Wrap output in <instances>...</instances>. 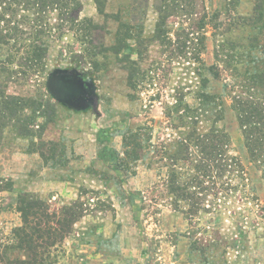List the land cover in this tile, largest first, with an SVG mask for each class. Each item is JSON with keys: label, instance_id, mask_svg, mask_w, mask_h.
I'll return each instance as SVG.
<instances>
[{"label": "rangeland", "instance_id": "obj_1", "mask_svg": "<svg viewBox=\"0 0 264 264\" xmlns=\"http://www.w3.org/2000/svg\"><path fill=\"white\" fill-rule=\"evenodd\" d=\"M79 1L99 27L52 28L42 62L24 50L38 38L30 11L15 15L25 48L0 43V95L28 98L0 139L1 248L25 258L12 234L26 193L50 224L69 206L78 216L45 264H264V166L238 111L264 102V0H105L106 14ZM56 69L82 83L80 107L49 92ZM211 130L227 134L239 171L207 176L199 155L179 159L190 134Z\"/></svg>", "mask_w": 264, "mask_h": 264}, {"label": "trees", "instance_id": "obj_2", "mask_svg": "<svg viewBox=\"0 0 264 264\" xmlns=\"http://www.w3.org/2000/svg\"><path fill=\"white\" fill-rule=\"evenodd\" d=\"M95 2L98 12L106 14V1L95 0ZM194 5L198 6L196 3ZM17 7L30 11L34 15L32 19L33 25L30 26V29L36 32L38 38L36 37L37 39L34 40L28 49L22 48L21 45L18 46L17 38H15V35L19 36L28 33L27 28H24L20 24L21 22L19 23L15 19ZM82 9V3L79 0H0V22H15V25L9 28L0 26V43L7 45L10 42L7 40V37L10 40L14 39L15 52L24 49L29 54V61H32L34 64L40 63L43 59L45 60L48 52V47L42 41V36L51 32L52 28L59 29L63 33L64 29H70L75 24H84L86 22L90 27H99L90 18H80L79 13ZM158 10L162 11V7H159ZM54 11H58L59 22L56 26H53L47 20L49 15ZM22 18L25 19L24 16ZM68 26L69 28H67ZM121 26L127 27L125 23H121ZM8 29L13 31V37H10V30L8 31ZM3 31L6 32L3 33ZM129 35L131 37V34ZM27 100L28 98L25 97L9 96L4 91L1 92L0 139L8 123L20 121L19 112L23 108H26ZM239 103V120L243 128L245 145L251 159L260 166H264V102L240 100ZM187 138L186 143L184 142L185 155H182L179 159L189 160L195 154L199 155L201 165L198 167L207 176L214 171L219 172L218 175L222 176L227 172L231 174L235 170H240L238 159L229 152L230 147L227 134L211 130L202 134H190ZM174 155L178 159L176 153ZM198 159L195 158L193 160V162L196 161V167L199 164L197 163ZM178 189H183V187L179 185ZM17 203L19 204L18 210L22 215L23 225L13 230L12 238L16 242V246L24 250L25 258L12 259L8 254V249L11 247L5 244L1 248L2 245L0 244V264H45V260L52 255L49 249L57 241L63 240L69 232L68 228L71 221L77 219L78 216L73 211L74 207L69 206L64 208L63 213L66 221L62 222L61 218H59L53 220V225L50 224V220L47 222L43 219V217L50 218L52 216L49 214V208L45 205L44 200L30 197L25 193L19 196Z\"/></svg>", "mask_w": 264, "mask_h": 264}, {"label": "water", "instance_id": "obj_3", "mask_svg": "<svg viewBox=\"0 0 264 264\" xmlns=\"http://www.w3.org/2000/svg\"><path fill=\"white\" fill-rule=\"evenodd\" d=\"M47 88L56 99L70 106L78 108L84 101L82 83L73 77V73L66 70H54L47 80Z\"/></svg>", "mask_w": 264, "mask_h": 264}]
</instances>
